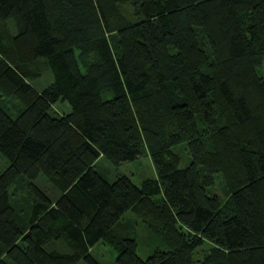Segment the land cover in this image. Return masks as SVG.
<instances>
[{
  "label": "trees",
  "instance_id": "1",
  "mask_svg": "<svg viewBox=\"0 0 264 264\" xmlns=\"http://www.w3.org/2000/svg\"><path fill=\"white\" fill-rule=\"evenodd\" d=\"M263 66L264 0H0V264H99L100 239L115 264H264ZM145 150L141 184L95 167ZM129 209L163 247L139 255Z\"/></svg>",
  "mask_w": 264,
  "mask_h": 264
},
{
  "label": "rangeland",
  "instance_id": "2",
  "mask_svg": "<svg viewBox=\"0 0 264 264\" xmlns=\"http://www.w3.org/2000/svg\"><path fill=\"white\" fill-rule=\"evenodd\" d=\"M122 9L130 18L136 19V16L133 13V9L131 5H124L122 6ZM9 27L11 31H15V26L13 22L9 23ZM34 67L39 68L40 75L33 77L32 82L33 84H35V86L38 89H43L48 84H50L54 79V75L49 66L47 58L39 57L34 63ZM262 72L264 74V66ZM12 101L15 103L18 102L15 98H13ZM12 101H10L8 105L13 115H16L19 112L18 106L16 104V108L12 107L13 104ZM70 108L71 106L68 103V101L64 102L62 100H59L56 103H54L52 111L64 112V111H69ZM174 148L181 155L180 165L181 166L187 165L190 162L191 155L186 149L185 144L179 143ZM8 163H9L8 158L0 152V173L8 165ZM95 167L108 180L112 181L119 174L126 173L137 184H141L144 178L154 177L157 174L152 158L147 150H145L137 158L133 160L122 161L121 163H113L105 156H100L95 162ZM34 181L43 189H45L51 197L55 198L60 194V190L58 186H56V184L44 173H39V175L34 179ZM215 182L216 183L212 187V190L214 192H218L221 195V197L224 198L226 196V193L221 179L216 178ZM17 183L19 182H16L11 186V189H13L12 199L17 203L26 204V206L28 207V202H24L25 197H27L26 195L28 191L26 187H23V189L14 187V185H16ZM127 219H129V221H123ZM120 221L126 224L130 223L129 225H127L128 227L131 228L129 234H132L136 237L138 242L137 251L140 256L146 257L155 248L163 247L160 240L155 235H153L151 229L148 227L146 222H143L142 218L138 216L135 212H132L130 209L125 211L124 214L121 216ZM54 245L58 246L63 250H70V248L61 241L55 242ZM91 252L99 261V264H115L117 250L112 244L104 241L103 239H100L95 245H93V247L91 248ZM77 264H89V263L84 259H81L77 262Z\"/></svg>",
  "mask_w": 264,
  "mask_h": 264
}]
</instances>
